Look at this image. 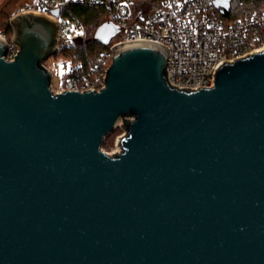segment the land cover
<instances>
[{
	"label": "water",
	"instance_id": "water-1",
	"mask_svg": "<svg viewBox=\"0 0 264 264\" xmlns=\"http://www.w3.org/2000/svg\"><path fill=\"white\" fill-rule=\"evenodd\" d=\"M231 3L216 0L224 18ZM11 27L14 61L0 38V264H264V49L190 89L170 84L165 48L130 43L100 91L54 93L44 63L57 21L21 12ZM119 32L105 21L93 40ZM121 124L110 156L102 146Z\"/></svg>",
	"mask_w": 264,
	"mask_h": 264
},
{
	"label": "built area",
	"instance_id": "built-area-1",
	"mask_svg": "<svg viewBox=\"0 0 264 264\" xmlns=\"http://www.w3.org/2000/svg\"><path fill=\"white\" fill-rule=\"evenodd\" d=\"M1 1V0H0ZM82 0H31L30 5L8 16L2 27H11V20L21 12H31L51 17L57 21L58 45H68L73 37L72 25L61 24L60 10ZM95 0H91V3ZM135 0H108L109 21L119 27V34L100 57L99 65L83 81L69 83L54 93L64 91H100L105 87V77L112 63L114 50L135 42H150L165 48L169 53L167 66L170 84L178 88H211L215 84L216 68L224 61H234L248 53L264 49V11L253 13L242 20L229 21L216 7V0H163V8L151 13L137 10V23L130 22ZM0 38L7 43L5 59L14 61L20 46L7 37L0 28ZM112 40V41H113ZM111 41V42H112ZM44 66H47L44 63Z\"/></svg>",
	"mask_w": 264,
	"mask_h": 264
},
{
	"label": "trees",
	"instance_id": "trees-1",
	"mask_svg": "<svg viewBox=\"0 0 264 264\" xmlns=\"http://www.w3.org/2000/svg\"><path fill=\"white\" fill-rule=\"evenodd\" d=\"M108 0H82L75 2L61 9V24H71L73 37L68 45H60L57 53L53 55L55 59H60L64 65L63 84L78 83L94 70L100 63L101 55L109 49L110 45H102L93 40L98 27L105 22L108 17L110 7ZM163 0H135V6L130 22L137 23V10L151 13L163 8ZM264 11V0H232L230 21L242 20L246 16ZM7 37H11L10 27H3ZM82 37L83 41L78 38ZM118 38L113 40L114 43ZM47 61L45 62V65ZM61 87V88H62Z\"/></svg>",
	"mask_w": 264,
	"mask_h": 264
},
{
	"label": "rangeland",
	"instance_id": "rangeland-1",
	"mask_svg": "<svg viewBox=\"0 0 264 264\" xmlns=\"http://www.w3.org/2000/svg\"><path fill=\"white\" fill-rule=\"evenodd\" d=\"M31 0H1L0 1V11L1 18L0 23L5 22L8 16H12L16 14L22 8H25L27 5H30ZM135 6L132 5V9L134 10ZM230 21V19H228ZM4 24V23H3ZM4 25H0V28L3 29ZM47 68L50 70L52 74V82L54 86V90L58 91L61 89L63 84V74H64V65L60 59H55L51 56L47 60L46 64ZM125 133V129L122 124L118 126L112 133H110L102 146V150L106 152L108 155L113 156V153H119L121 151V147L119 144V138Z\"/></svg>",
	"mask_w": 264,
	"mask_h": 264
},
{
	"label": "flooded vegetation",
	"instance_id": "flooded-vegetation-1",
	"mask_svg": "<svg viewBox=\"0 0 264 264\" xmlns=\"http://www.w3.org/2000/svg\"><path fill=\"white\" fill-rule=\"evenodd\" d=\"M1 12H2V10L0 11V18H1ZM3 23H4V21L2 23H0V25H3Z\"/></svg>",
	"mask_w": 264,
	"mask_h": 264
}]
</instances>
